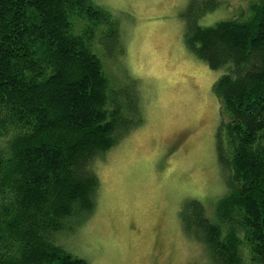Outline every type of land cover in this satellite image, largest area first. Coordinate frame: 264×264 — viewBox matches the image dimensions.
<instances>
[{
    "label": "trees",
    "instance_id": "trees-1",
    "mask_svg": "<svg viewBox=\"0 0 264 264\" xmlns=\"http://www.w3.org/2000/svg\"><path fill=\"white\" fill-rule=\"evenodd\" d=\"M220 5L192 0L182 18L186 48L224 72L213 91L229 193L213 218L189 199L180 220L215 264H264V2L201 26ZM103 26L118 49V22L94 0H0V264H89L60 238L95 214L97 163L144 124L138 82L114 84L100 56Z\"/></svg>",
    "mask_w": 264,
    "mask_h": 264
},
{
    "label": "rangeland",
    "instance_id": "rangeland-1",
    "mask_svg": "<svg viewBox=\"0 0 264 264\" xmlns=\"http://www.w3.org/2000/svg\"><path fill=\"white\" fill-rule=\"evenodd\" d=\"M120 27V46L100 34V56L112 82L139 84L144 124L97 163L95 214L61 246L89 264H215L204 245L187 238L180 211L201 202L210 218L229 193L218 161L223 115L211 70L185 44L184 11L192 0H94ZM263 0H221L204 27L253 17ZM251 8V9H250Z\"/></svg>",
    "mask_w": 264,
    "mask_h": 264
}]
</instances>
